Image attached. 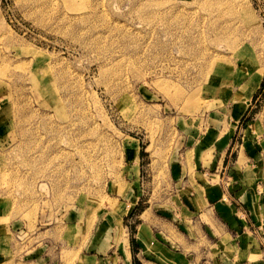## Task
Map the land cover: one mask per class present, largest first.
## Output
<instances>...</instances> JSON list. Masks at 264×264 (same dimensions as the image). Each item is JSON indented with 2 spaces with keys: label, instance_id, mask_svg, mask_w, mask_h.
<instances>
[{
  "label": "rangeland",
  "instance_id": "1",
  "mask_svg": "<svg viewBox=\"0 0 264 264\" xmlns=\"http://www.w3.org/2000/svg\"><path fill=\"white\" fill-rule=\"evenodd\" d=\"M259 110L264 0H0V264H122L139 223L183 234L197 141L225 150Z\"/></svg>",
  "mask_w": 264,
  "mask_h": 264
},
{
  "label": "crops",
  "instance_id": "2",
  "mask_svg": "<svg viewBox=\"0 0 264 264\" xmlns=\"http://www.w3.org/2000/svg\"><path fill=\"white\" fill-rule=\"evenodd\" d=\"M257 87L258 82L252 91L241 94L246 97L247 106ZM244 112L234 116L235 124L229 131L237 129V120ZM244 130L247 132L243 133L240 142L232 143L227 139L229 148L225 150L220 148L224 140L218 146L220 130L214 135L205 133L197 141L193 148L192 193L187 198L189 202L178 208L179 212L185 209L188 213L180 219L185 232L171 233L168 228L174 229L172 224L156 221L157 234H162L157 239L148 224L139 223L134 240L140 248L134 254L127 247L121 255L122 264H133L134 255H138V264H166L160 255L174 264H178L181 257L188 264H264V110L254 113ZM239 209L245 213L243 218ZM102 230L106 232L105 228ZM103 233L99 232L100 235ZM173 247L175 250L171 249ZM227 248L241 260L229 258ZM254 252L258 257L250 260L248 256ZM174 257H177L176 261ZM95 260V263L99 262L97 257ZM35 261L29 263L35 264Z\"/></svg>",
  "mask_w": 264,
  "mask_h": 264
},
{
  "label": "bare ground",
  "instance_id": "3",
  "mask_svg": "<svg viewBox=\"0 0 264 264\" xmlns=\"http://www.w3.org/2000/svg\"><path fill=\"white\" fill-rule=\"evenodd\" d=\"M260 76V75H259ZM256 85H257V83L254 85V86H252V87H250V86H246V87H244L243 88V92L245 93H249L250 91H252L255 87H256Z\"/></svg>",
  "mask_w": 264,
  "mask_h": 264
},
{
  "label": "built area",
  "instance_id": "4",
  "mask_svg": "<svg viewBox=\"0 0 264 264\" xmlns=\"http://www.w3.org/2000/svg\"><path fill=\"white\" fill-rule=\"evenodd\" d=\"M239 211H240V214L241 215H244L245 216V213H244V211L242 209H239Z\"/></svg>",
  "mask_w": 264,
  "mask_h": 264
}]
</instances>
